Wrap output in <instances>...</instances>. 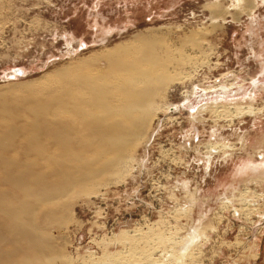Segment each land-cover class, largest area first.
Segmentation results:
<instances>
[{"label": "rangeland", "instance_id": "1", "mask_svg": "<svg viewBox=\"0 0 264 264\" xmlns=\"http://www.w3.org/2000/svg\"><path fill=\"white\" fill-rule=\"evenodd\" d=\"M131 73L168 85L97 162L124 138L83 109ZM114 256L264 264V0H0V264Z\"/></svg>", "mask_w": 264, "mask_h": 264}, {"label": "bare ground", "instance_id": "2", "mask_svg": "<svg viewBox=\"0 0 264 264\" xmlns=\"http://www.w3.org/2000/svg\"><path fill=\"white\" fill-rule=\"evenodd\" d=\"M17 75H19V74H17ZM23 75H24V72L22 75H19V76H23ZM119 78L121 79V81L119 80L120 84L117 87L110 88L106 91H103V90L101 91V89L99 90V88H98L99 92H97L98 90H96L93 93L94 94L93 97L97 101L95 106H87L86 108L84 107V109H83V110H87V111L90 110L91 115L96 118V119L94 118V120H96V121L98 120L99 126L97 125V128L93 132L95 138H105L106 142L110 141V140L118 141V140L124 138V145L121 149H117L115 152H113V150L109 149V147H105L103 149L104 153L100 152L98 149V152H100V154L99 153H98V155H95L97 153L94 154L96 156L95 160L97 162L100 160L102 161L105 158L107 159V157L109 156L111 163H113L112 166H114V165L116 166V164H118L122 161H125L128 158L127 156L130 152V149L127 146H136L138 144V142H139L138 136L140 133L144 132V129L147 126L148 117L152 113L151 107L153 105H155V104H153V100H154V98H156L157 94L159 95V93L163 90V88L167 84V80H165L161 77H156L155 75H149V74H146V75L142 74L141 75V74H137V73H131L128 75V77L120 75ZM232 88H233V86H232ZM211 90H213V89H211ZM197 92H199L200 94L203 93V95H206L207 93H209V91H207V90H201V89L197 88L194 92L195 95H193V98L197 97L196 94H199ZM218 94H222V93H218ZM215 95L216 94H214V96ZM217 97H222V99L226 100V99H228V97H232V96L231 95H224V93H223V95H219ZM201 98L202 97L199 96L198 99L201 101L202 100ZM250 98H251V94L246 96V99H250ZM191 99H192V97H191ZM191 99L186 101V105L191 103ZM198 101H196V103ZM217 104L218 103H216V105ZM209 106H210V104L204 106L203 108H201L199 110V112L208 109ZM179 107H181V106H179ZM155 108H156V106L154 107V109ZM176 108H178V107H176ZM81 131H83V130H81ZM211 157H213V156H211V154H210V157L208 158L209 162L211 160ZM108 162L109 161H105L103 163H104V165H106V164H108ZM106 166H108V165H106ZM102 169H104V167ZM85 186H86V184L84 186L78 185L77 190L79 189L83 193H84V191H85V193H89V192H86ZM86 188H87V186H86ZM194 232L195 231H193V233H191V235H189L188 241L186 242V245H187V243L190 244L191 241L194 240V237L196 235ZM184 252H186V249L184 250ZM184 252L181 253V255L183 254L185 256L186 253H184ZM183 255H182V257H183ZM107 259L109 260L110 258H107ZM103 263H105V261ZM106 263H107V261H106ZM107 264H120V260H118L117 257H115V258L110 259ZM121 264H122V262H121Z\"/></svg>", "mask_w": 264, "mask_h": 264}, {"label": "water", "instance_id": "3", "mask_svg": "<svg viewBox=\"0 0 264 264\" xmlns=\"http://www.w3.org/2000/svg\"><path fill=\"white\" fill-rule=\"evenodd\" d=\"M16 73H18L19 75H22L23 74V71L20 70V69H18V70H16Z\"/></svg>", "mask_w": 264, "mask_h": 264}]
</instances>
